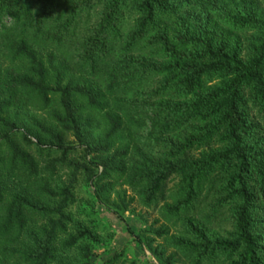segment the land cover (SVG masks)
Masks as SVG:
<instances>
[{"label":"trees","instance_id":"obj_1","mask_svg":"<svg viewBox=\"0 0 264 264\" xmlns=\"http://www.w3.org/2000/svg\"><path fill=\"white\" fill-rule=\"evenodd\" d=\"M98 204L264 264V0H0V264H93Z\"/></svg>","mask_w":264,"mask_h":264},{"label":"rangeland","instance_id":"obj_2","mask_svg":"<svg viewBox=\"0 0 264 264\" xmlns=\"http://www.w3.org/2000/svg\"><path fill=\"white\" fill-rule=\"evenodd\" d=\"M79 195L82 196L81 205L90 209V190L83 182ZM97 224L100 240L97 243L93 264H103L107 259L118 256L114 264H161L159 259L146 246L137 243L134 236L128 231L125 222L137 234L143 229L158 228L162 224L159 220L158 210L148 209L139 203H135L131 209L123 213L124 221L108 208L97 205ZM154 237V236H153ZM165 242L161 238H155L154 246L165 248ZM171 252L167 249V253ZM183 264V263H178Z\"/></svg>","mask_w":264,"mask_h":264}]
</instances>
